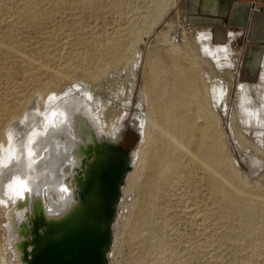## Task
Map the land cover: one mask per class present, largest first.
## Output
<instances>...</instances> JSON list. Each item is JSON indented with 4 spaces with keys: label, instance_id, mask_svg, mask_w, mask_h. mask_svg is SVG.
I'll use <instances>...</instances> for the list:
<instances>
[{
    "label": "rangeland",
    "instance_id": "374dc122",
    "mask_svg": "<svg viewBox=\"0 0 264 264\" xmlns=\"http://www.w3.org/2000/svg\"><path fill=\"white\" fill-rule=\"evenodd\" d=\"M29 5H35L32 14L27 12ZM182 7V0H0V97L40 82L46 84L43 93L53 92L56 110L67 112L61 102L73 94L80 96L83 89L81 97L89 101L94 119L104 121L107 128L121 120L120 135L123 147L131 150L132 170L122 188L108 264H150L153 256L160 264H264V214L256 219L258 232L249 234L241 226L239 213L219 210L207 174L189 156L180 158V178H160L154 174L155 161L147 159L151 145L146 143V135L138 133L135 139L129 130L148 62L171 57L173 47L182 44L189 43L197 51V36L210 34L193 26ZM231 42L229 49L238 67L220 75L227 92V111L215 115L223 167L233 186L260 197L264 210V155L254 153L256 163L250 162L252 141L241 125L236 102L237 85L256 86L262 68L254 81L238 75L241 52ZM135 62L137 83L129 92L128 73ZM204 69L212 73L209 64ZM120 70L126 77L120 79V85L128 95L117 107L102 96L104 108L98 114L87 93L104 86ZM39 125L33 134L39 132ZM240 133L244 139L239 138ZM56 139L57 144L59 139L63 142L59 134ZM53 165L48 169L51 178L38 180V190L62 179L65 172L53 175ZM149 200L152 204L145 208ZM6 208L0 205V250L5 252L0 264H16L8 253L12 235L9 237ZM140 210L149 225L137 220ZM148 235L157 238L156 247L147 244Z\"/></svg>",
    "mask_w": 264,
    "mask_h": 264
},
{
    "label": "bare ground",
    "instance_id": "6f19581e",
    "mask_svg": "<svg viewBox=\"0 0 264 264\" xmlns=\"http://www.w3.org/2000/svg\"><path fill=\"white\" fill-rule=\"evenodd\" d=\"M26 9L32 14L35 5H29ZM234 39L235 35L230 33L227 45L214 47L210 43L211 34L199 35L194 43L197 51L189 43L182 44L173 47L171 57L149 61L143 70L132 126L139 134L146 135V143L151 145L147 159L155 161L156 176H172L174 180L180 178V158L189 156L207 174L209 191L219 210L239 213L242 228L249 234H256V219L264 214L262 200L231 184L227 169L223 167L216 126L215 115L227 111V92L220 75L225 69L231 71L238 67L228 45ZM114 52L113 49L111 54ZM205 64H209L212 73L204 69ZM136 65L135 62L129 69V92L137 83ZM261 65L262 73L256 86L241 83L236 88L241 125L252 141L249 159L253 164L256 163L254 153L264 155V58ZM123 71L111 74L108 83L91 90V94L87 93L88 99L93 100L96 112L103 111L102 96L106 95L108 101L117 107L121 99L128 95L120 85V79L126 78ZM45 85L34 82L31 89L29 85L26 89H14L0 97V205L7 206L9 237L12 235L7 247L10 259H14L16 264H20V261L14 250L18 237L13 227L25 219L27 206L37 204L46 216L57 217L73 202L74 193L69 179L78 164L73 151L81 143L76 131L91 132L98 140L115 139L121 132V120L107 128L104 121L94 119L95 113L89 111V101L81 97L83 89L80 96L73 94L65 97L67 99L61 105L67 112H58L53 92L41 91ZM39 124V132L33 134L32 131L38 130L36 126ZM55 126L59 128L55 129ZM58 134L63 139V142L59 139V144L56 142ZM239 138L244 139L245 135L240 133ZM52 163L55 164V169L51 168L53 175L59 177L63 172L65 174L55 186H49L46 190L42 186L45 191L40 192L42 188H36L38 180L50 177L48 169ZM151 204L149 200L145 208ZM137 220L142 225H149L142 210L138 212ZM145 241L152 247L158 243L154 235L146 236ZM1 251L0 259L3 260L2 253L5 252ZM160 262L158 257L153 256L150 264Z\"/></svg>",
    "mask_w": 264,
    "mask_h": 264
},
{
    "label": "water",
    "instance_id": "95a60500",
    "mask_svg": "<svg viewBox=\"0 0 264 264\" xmlns=\"http://www.w3.org/2000/svg\"><path fill=\"white\" fill-rule=\"evenodd\" d=\"M76 134L81 143L73 151L78 164L69 179L73 202L57 217L46 216L37 204L27 206L25 219L13 227L20 264H108L131 150L123 147L122 135L98 140L91 132Z\"/></svg>",
    "mask_w": 264,
    "mask_h": 264
},
{
    "label": "crops",
    "instance_id": "0c3cea01",
    "mask_svg": "<svg viewBox=\"0 0 264 264\" xmlns=\"http://www.w3.org/2000/svg\"><path fill=\"white\" fill-rule=\"evenodd\" d=\"M189 22L208 30L215 44H223L230 33L239 46L238 75L256 80L264 58V0H182Z\"/></svg>",
    "mask_w": 264,
    "mask_h": 264
},
{
    "label": "trees",
    "instance_id": "16d2710c",
    "mask_svg": "<svg viewBox=\"0 0 264 264\" xmlns=\"http://www.w3.org/2000/svg\"><path fill=\"white\" fill-rule=\"evenodd\" d=\"M133 135V137L136 139V136L134 135V134H132Z\"/></svg>",
    "mask_w": 264,
    "mask_h": 264
}]
</instances>
